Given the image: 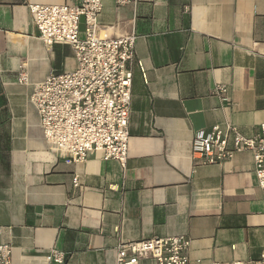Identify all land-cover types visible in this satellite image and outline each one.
Instances as JSON below:
<instances>
[{
  "label": "crops",
  "instance_id": "0c3cea01",
  "mask_svg": "<svg viewBox=\"0 0 264 264\" xmlns=\"http://www.w3.org/2000/svg\"><path fill=\"white\" fill-rule=\"evenodd\" d=\"M76 2L0 0V245L12 246V264H59L46 259L53 249L64 264H116L121 244L173 235L190 239L189 264L259 259L264 189L252 152L203 163L192 141L227 123L260 132L264 0H102L100 35L137 36L125 165L102 151L67 163L30 102L33 84L77 61L70 44L39 38L29 5ZM21 67L31 84L19 83Z\"/></svg>",
  "mask_w": 264,
  "mask_h": 264
},
{
  "label": "built area",
  "instance_id": "2783aa9c",
  "mask_svg": "<svg viewBox=\"0 0 264 264\" xmlns=\"http://www.w3.org/2000/svg\"><path fill=\"white\" fill-rule=\"evenodd\" d=\"M123 5L137 0H115ZM102 0H78L74 4H30L29 9L45 44L64 42L71 45L77 61L74 71L50 73L32 85L30 102L35 107L44 137L52 149L67 163L87 161L93 151H102L106 159L125 165L129 155V119L136 34L101 36L99 15ZM84 20V35L80 22ZM20 84H31L27 69L18 72ZM216 92L227 93L225 85ZM249 150L254 171L264 189V122L254 137L245 136L237 126L227 123L212 130L196 131L192 155L203 163H220L235 153ZM74 185L80 186L78 176ZM190 239L185 235L150 237L121 244L116 264H189ZM13 248L0 245V264H12ZM47 261L64 264L66 253L53 249ZM214 264H264V247L260 258Z\"/></svg>",
  "mask_w": 264,
  "mask_h": 264
}]
</instances>
